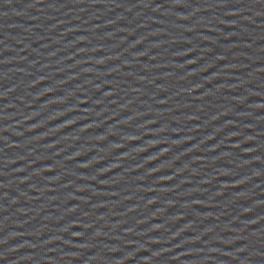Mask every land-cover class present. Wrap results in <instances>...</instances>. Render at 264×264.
Returning a JSON list of instances; mask_svg holds the SVG:
<instances>
[{"label":"water","instance_id":"water-1","mask_svg":"<svg viewBox=\"0 0 264 264\" xmlns=\"http://www.w3.org/2000/svg\"><path fill=\"white\" fill-rule=\"evenodd\" d=\"M264 78V0H0V121Z\"/></svg>","mask_w":264,"mask_h":264}]
</instances>
